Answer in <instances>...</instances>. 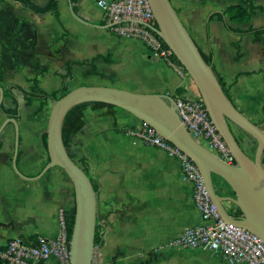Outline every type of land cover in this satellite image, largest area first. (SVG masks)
<instances>
[{"label":"crops","instance_id":"1","mask_svg":"<svg viewBox=\"0 0 264 264\" xmlns=\"http://www.w3.org/2000/svg\"><path fill=\"white\" fill-rule=\"evenodd\" d=\"M97 1L57 0L55 16L53 12L35 14L18 2L0 0V59L9 60L0 64V86L17 84L29 90L35 80L47 93L57 92L61 86L57 73H63L66 62L100 56L109 61L94 62L93 75H85L90 66L72 67L68 90L78 73L88 86L173 97L182 80L142 42L121 37L112 28H100L108 24ZM170 1L197 48L211 57L232 104L264 132V34L262 41L255 43L252 36L229 32L216 17L209 20L230 6L242 5L243 0ZM31 2L44 7L49 0ZM254 3L264 7V2ZM103 22L106 24L101 25ZM250 25L263 27L264 12L255 11ZM53 104L48 101L37 112L39 101L26 107L19 100L17 166L30 179L47 163L42 135ZM104 111L87 108L82 130L71 138L76 159L88 160L99 187L96 221L104 229V244L95 248L92 263L225 264L220 256L166 246L186 228L200 224L191 185L181 181L177 159L129 134L141 121L119 109L114 116H105ZM4 119L0 114V124ZM13 149L14 130L7 125L0 135V247L16 237L54 239L60 215L74 207L72 184L58 167L38 179L19 177L11 166ZM215 189L222 195L229 192L218 177ZM230 206L225 204L227 209ZM45 264L59 262L51 257Z\"/></svg>","mask_w":264,"mask_h":264},{"label":"water","instance_id":"2","mask_svg":"<svg viewBox=\"0 0 264 264\" xmlns=\"http://www.w3.org/2000/svg\"><path fill=\"white\" fill-rule=\"evenodd\" d=\"M156 21V35L171 51L196 88L207 115L216 132L234 159L228 165L197 143L183 126L172 97L158 94H136L104 87L81 86L57 99L50 111L46 130L48 162L33 179L40 178L49 169L58 167L69 178L73 187L74 221L68 241L69 264H92L96 226V193L86 173L68 156L61 134L65 115L74 106L83 103H102L125 111L153 128L162 138L186 154L198 168L205 190L220 218L226 223L244 228L258 236L264 243V132L239 112L224 94L213 70L207 65L194 41L182 24L170 0H147ZM73 17L79 19L73 11ZM87 24V23H85ZM113 24L100 27L112 28ZM3 89L0 86V107ZM7 125L14 130L12 170L19 177L17 166L20 143L18 122L6 117L0 124V135ZM232 125L256 142L251 159L237 143ZM213 177L221 179L233 193L218 195ZM225 204L235 206L241 213L234 218Z\"/></svg>","mask_w":264,"mask_h":264},{"label":"built area","instance_id":"3","mask_svg":"<svg viewBox=\"0 0 264 264\" xmlns=\"http://www.w3.org/2000/svg\"><path fill=\"white\" fill-rule=\"evenodd\" d=\"M97 6L106 23L113 24L115 33L142 42L177 74L182 80L180 89L184 92L176 95L174 101L183 126L197 143L224 163L234 165V159L210 121L192 81L189 83L185 70L171 61V51L156 35V21L147 0H99ZM129 134L139 143L165 151L177 159L181 181L191 185L192 200L199 213L200 224L186 228L171 239L167 247L220 256L225 264H264L263 241L244 228L220 218L205 190L198 168L186 154L143 122ZM51 257H56L59 264H69L63 215L59 217L58 233L54 239L39 235L34 238L16 237L0 247V264H35L46 262Z\"/></svg>","mask_w":264,"mask_h":264},{"label":"trees","instance_id":"4","mask_svg":"<svg viewBox=\"0 0 264 264\" xmlns=\"http://www.w3.org/2000/svg\"><path fill=\"white\" fill-rule=\"evenodd\" d=\"M9 1L18 2L19 4H21V6L24 9H28L35 14L40 15V14H45L47 12H53L55 16H57V0H49L48 4L44 7L35 6L31 2V0H9ZM255 11H259L263 13L264 7L255 6L254 0H243L242 5L230 6L224 12L215 13L211 15L209 17V20L216 17L223 24L225 29H227L229 32L233 34H237V35L252 36L253 42L260 43L262 41V36L264 34V26L260 28H253L250 25L251 15ZM105 24L106 23L103 22L101 25H105ZM242 26H247V29L241 30L240 27ZM199 52L204 62L207 65H210L212 67L211 57L205 56L204 54H202L200 50ZM100 59L102 58L99 56V57H95L91 61H83L79 63L66 62L63 66V73H57V75L61 79V86L57 92H52L50 94L42 90L41 88H39L35 80L32 81V86L29 90H24L21 86L17 84H9L5 87L1 86L3 89V103L0 107V114H2L5 117L13 118L17 122L19 121L20 119L19 100L16 94H18L22 98L24 102V106L26 107L31 106V104L34 101H39L40 106L37 112H41L42 108L47 104L48 101L55 102L57 99H59L60 97L64 96L67 92H69L68 88L66 87V82L71 77V70L73 66H90L91 70L87 71L85 75L86 76L93 75L95 74L94 62ZM102 60H105L106 62L109 61L108 59H102ZM171 61L180 66V64L176 61L174 56H171ZM212 70L224 94L229 99L228 93L226 92L224 84L222 83L221 79L218 77V75L214 71L213 67H212ZM181 93H182L181 89L180 88L177 89L175 95L172 98L175 99V96L180 95ZM6 101L11 104V107H8L6 105ZM89 107H93L94 109L100 110V111L105 110L102 113L105 116H114V112L118 110L117 108L113 106L102 104V103H83V104L76 105L72 107L65 115V118L63 120L62 127H61V134H62V141H63L64 147H65V150L68 156L86 173V175L89 177L92 183L95 193L97 194L99 187H98L96 180L91 175V167L89 165L88 160L86 158L76 159L75 152L71 149V138L77 135L82 130L84 126L83 113ZM256 125L259 126L258 124ZM245 135L250 137L247 134ZM234 137L237 143L239 144V146L241 147V149L244 151V149L241 146V142L239 138L235 135ZM252 141L256 149V142L253 139ZM42 143H43L44 149L46 150V133L42 135ZM244 153L246 154L245 151ZM18 157H19V154H18ZM250 158L252 159L253 157H250ZM47 162H48V158H47ZM261 162L264 165V155L262 156ZM213 184L215 187V177H213ZM228 191L229 192L227 193V195L233 196V193L231 192V190L229 189ZM216 192L218 195H222L220 191L216 190ZM228 213L234 218H239L241 216L240 211L233 205H231L230 208L228 209ZM63 217H64V222H65L66 238L69 241L71 232H72L73 221H74V207L71 210L65 212L63 214ZM34 237L35 236H31L30 238H34ZM103 244H104V229L96 221L95 234H94V247L99 248L103 246ZM35 264H45V261H39Z\"/></svg>","mask_w":264,"mask_h":264},{"label":"rangeland","instance_id":"5","mask_svg":"<svg viewBox=\"0 0 264 264\" xmlns=\"http://www.w3.org/2000/svg\"><path fill=\"white\" fill-rule=\"evenodd\" d=\"M255 1H256L257 4H261V5H262V2H264V0H255ZM8 37H9V35H8ZM3 61H4L5 64L9 63V60L7 58L6 59L1 58L0 59V64ZM2 70H3V68H0L1 72H2ZM9 77L12 78V77H15V76L14 75H9ZM187 79H188L187 81L190 83L191 80L189 78H187ZM88 85H89V82L87 80H84L81 75H79L78 73H75L74 79L69 83V88H70V90H73V89H75L77 87H81V86L89 87ZM182 92H184V91H182ZM16 96H17L18 100H20L22 102V98L18 94H16ZM7 104H8V102L6 101V105ZM232 131H233L234 135L239 138V140L241 142V146L244 149V151L246 152V154L248 156H250V157H253L254 153H255V145H254L252 139L250 137L246 136L244 134V132H242L240 129H238L237 127H235L233 125H232ZM19 135H20V130H19Z\"/></svg>","mask_w":264,"mask_h":264},{"label":"flooded vegetation","instance_id":"6","mask_svg":"<svg viewBox=\"0 0 264 264\" xmlns=\"http://www.w3.org/2000/svg\"><path fill=\"white\" fill-rule=\"evenodd\" d=\"M6 118V117H5Z\"/></svg>","mask_w":264,"mask_h":264}]
</instances>
